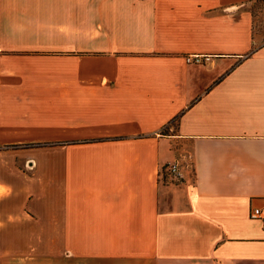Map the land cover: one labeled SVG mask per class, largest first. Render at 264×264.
Masks as SVG:
<instances>
[{
  "label": "crops",
  "instance_id": "1",
  "mask_svg": "<svg viewBox=\"0 0 264 264\" xmlns=\"http://www.w3.org/2000/svg\"><path fill=\"white\" fill-rule=\"evenodd\" d=\"M256 1L0 0V264H264Z\"/></svg>",
  "mask_w": 264,
  "mask_h": 264
},
{
  "label": "rangeland",
  "instance_id": "2",
  "mask_svg": "<svg viewBox=\"0 0 264 264\" xmlns=\"http://www.w3.org/2000/svg\"><path fill=\"white\" fill-rule=\"evenodd\" d=\"M249 9L253 16V34H264V1L250 4Z\"/></svg>",
  "mask_w": 264,
  "mask_h": 264
},
{
  "label": "built area",
  "instance_id": "3",
  "mask_svg": "<svg viewBox=\"0 0 264 264\" xmlns=\"http://www.w3.org/2000/svg\"><path fill=\"white\" fill-rule=\"evenodd\" d=\"M207 60H209V56H204L202 58H200L199 56H194L192 58V61L196 63L205 62ZM171 171L176 174L178 173L177 163L171 164ZM250 216L251 218L257 219L264 226V206L263 207L257 206L252 208L250 211Z\"/></svg>",
  "mask_w": 264,
  "mask_h": 264
},
{
  "label": "trees",
  "instance_id": "4",
  "mask_svg": "<svg viewBox=\"0 0 264 264\" xmlns=\"http://www.w3.org/2000/svg\"><path fill=\"white\" fill-rule=\"evenodd\" d=\"M260 1H264V0H260ZM256 2H259V1H256ZM176 119V118H175Z\"/></svg>",
  "mask_w": 264,
  "mask_h": 264
}]
</instances>
